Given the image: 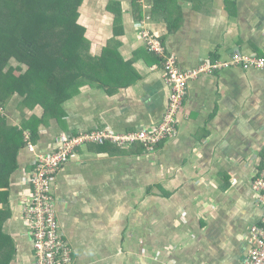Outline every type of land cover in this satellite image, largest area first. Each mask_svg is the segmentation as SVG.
<instances>
[{
    "label": "crops",
    "instance_id": "crops-1",
    "mask_svg": "<svg viewBox=\"0 0 264 264\" xmlns=\"http://www.w3.org/2000/svg\"><path fill=\"white\" fill-rule=\"evenodd\" d=\"M76 11L87 58L77 91L47 114L21 96L3 108L11 126L45 119L33 135L24 128L35 150L19 151L0 202L13 244L6 264H35L21 210L35 154L55 150L61 132L152 131L162 121L169 87L142 31L184 70L230 60L235 49L264 57V0H80ZM263 159L264 69L200 73L174 138L154 150L81 146L51 180L72 264H244L262 218L252 181Z\"/></svg>",
    "mask_w": 264,
    "mask_h": 264
},
{
    "label": "trees",
    "instance_id": "trees-1",
    "mask_svg": "<svg viewBox=\"0 0 264 264\" xmlns=\"http://www.w3.org/2000/svg\"><path fill=\"white\" fill-rule=\"evenodd\" d=\"M79 2L0 0L1 109L16 95L30 108L37 104L47 114L58 110L59 104L77 91L81 84L77 79L87 59L83 27L77 21ZM36 119H29L24 125L29 126L31 135ZM43 120L44 116L37 119ZM24 128L8 125L0 110V202L3 203L8 198L9 178L18 167V153L23 148L28 150L24 136L28 129ZM29 140L33 141L30 135ZM8 215V211L6 214L0 208V264H6L13 252V244L2 228ZM4 252L8 253L2 257Z\"/></svg>",
    "mask_w": 264,
    "mask_h": 264
},
{
    "label": "built area",
    "instance_id": "built-area-1",
    "mask_svg": "<svg viewBox=\"0 0 264 264\" xmlns=\"http://www.w3.org/2000/svg\"><path fill=\"white\" fill-rule=\"evenodd\" d=\"M144 33V42L149 51L160 57L164 79L169 87L166 110L162 121L152 131L114 132L92 129L84 132H61L56 137L55 150L45 154H35L28 183L31 194L22 203L23 219L29 227L35 255V264H72L71 248L60 231L54 198L51 191V180L69 160L76 148L86 145L111 144L120 149L141 145L146 150H154L160 143L174 138L178 133V115L187 94L189 81L202 72L240 65L242 68L264 69V57L254 54H243L235 49L230 60H205L199 66L184 70L177 64L175 55L164 52L161 42ZM141 33V34H142ZM27 148L35 150L29 140L28 131L24 134ZM252 188L257 194L262 208L259 224L253 225L251 232L252 245L248 250L244 264H264V159L261 168L252 181Z\"/></svg>",
    "mask_w": 264,
    "mask_h": 264
},
{
    "label": "rangeland",
    "instance_id": "rangeland-1",
    "mask_svg": "<svg viewBox=\"0 0 264 264\" xmlns=\"http://www.w3.org/2000/svg\"><path fill=\"white\" fill-rule=\"evenodd\" d=\"M85 77H86V76H85ZM14 96H16V95H14ZM14 96H13L10 100H13V99L15 100L16 97H14ZM18 98H19V97H18ZM7 100H8V99H7ZM0 110H1V112H3V109H1V107H0Z\"/></svg>",
    "mask_w": 264,
    "mask_h": 264
}]
</instances>
